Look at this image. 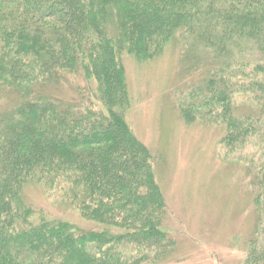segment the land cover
I'll return each instance as SVG.
<instances>
[{
  "label": "trees",
  "instance_id": "1",
  "mask_svg": "<svg viewBox=\"0 0 264 264\" xmlns=\"http://www.w3.org/2000/svg\"><path fill=\"white\" fill-rule=\"evenodd\" d=\"M171 43L196 78L184 120L221 129L224 152L257 145L264 0H0V264H170L155 162L124 119L122 59L150 62ZM260 138L242 264H264ZM29 186L72 214L36 209Z\"/></svg>",
  "mask_w": 264,
  "mask_h": 264
},
{
  "label": "rangeland",
  "instance_id": "2",
  "mask_svg": "<svg viewBox=\"0 0 264 264\" xmlns=\"http://www.w3.org/2000/svg\"><path fill=\"white\" fill-rule=\"evenodd\" d=\"M180 55L171 43L154 60L122 59L129 96L124 119L154 159L155 180L166 208V227L176 241L170 264H242L253 239L256 214L246 191L248 170L260 163L264 132L244 151L217 147L221 129L186 122L180 102L189 104L195 79L180 73ZM186 84V85H185ZM26 199L36 209L67 217L63 207L29 186Z\"/></svg>",
  "mask_w": 264,
  "mask_h": 264
}]
</instances>
